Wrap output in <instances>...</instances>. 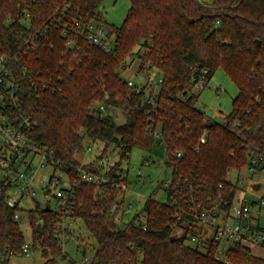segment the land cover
Returning a JSON list of instances; mask_svg holds the SVG:
<instances>
[{
	"label": "trees",
	"instance_id": "obj_1",
	"mask_svg": "<svg viewBox=\"0 0 264 264\" xmlns=\"http://www.w3.org/2000/svg\"><path fill=\"white\" fill-rule=\"evenodd\" d=\"M103 1L0 0V53L9 58L13 73L23 77L21 104L35 122L29 138L69 168L79 165L76 154L85 140L101 142L105 149L115 145L128 159L134 148L150 152L157 139L175 181L203 185L200 199L218 194L230 199L231 193L218 189L226 187L227 172L244 167L247 152H264V0H128L121 25L107 27L114 34L110 53L90 47L85 33L75 46H67L75 23L106 24ZM8 16L24 17L26 23H7ZM36 33L41 36L33 39L32 50L27 40ZM135 47L141 48L137 72L155 68L161 77L153 103L144 99V88L129 87L119 74ZM219 68L237 88L222 122L207 118L196 107L199 92H192L199 70L207 71L206 87ZM31 75L48 87L35 89ZM100 104L108 111L118 108L123 122L112 114L100 118ZM83 166L93 170L91 164ZM101 186L83 184L73 198L78 230L94 241L90 264H264L246 247L228 248L221 261L215 258L214 244L202 252L176 238L172 226L179 205L172 198L181 199L172 189L165 203L146 199L142 213L119 228L109 212L116 193L106 185L107 196L101 198ZM13 214L0 204V264H8L3 257L25 242ZM28 216L32 248L41 249L42 264L64 261L54 238L57 214L36 209ZM38 217L43 226L34 224Z\"/></svg>",
	"mask_w": 264,
	"mask_h": 264
},
{
	"label": "built area",
	"instance_id": "obj_2",
	"mask_svg": "<svg viewBox=\"0 0 264 264\" xmlns=\"http://www.w3.org/2000/svg\"><path fill=\"white\" fill-rule=\"evenodd\" d=\"M197 1L202 3V0ZM14 21L24 25L26 18L17 17L14 19L10 16L6 18L7 23ZM47 28L45 25L42 29L46 31ZM74 31L76 32L66 41L67 46H75L77 39L85 33V40L90 47L98 48L105 53L112 51L114 34L105 24L91 22L82 27L75 23ZM62 34L66 36V30H62ZM38 36L41 35L39 33L32 34L27 40L32 50L36 48L33 39ZM137 74H145L142 83L137 84L132 80H126L127 85L129 87L137 85L138 89L144 88V99L147 98L149 103H153L151 95L156 92H146L145 89L150 87V78L154 77L156 80L154 88L157 91L161 83L158 71L155 68L148 69L146 67L142 73L137 72ZM206 75L207 71L201 69L196 76H193L192 92L197 93L204 89ZM32 77L31 75L28 80L35 89L48 87L46 82L39 81L38 76L34 77V80ZM22 79L23 77L13 73L9 58L0 53V173L3 175L0 181H3L5 185L3 194L0 191V204L14 210V222L19 223L22 216L25 215L30 230L29 212L36 209L55 212L58 219L55 223L54 238L58 241L64 255L63 242L66 239L78 246H83V248L89 245L88 238L83 236L76 226L79 224V218L74 212L76 201L73 198L80 186L91 183L102 184L98 192L101 198L107 196L106 185L115 191V198L109 212L117 226L119 224H122L123 227L126 226L135 214L142 213V206H139L138 199L143 197L136 194V198H138L135 201L138 204V209L132 211L131 203L125 198V191H127L130 181H127L126 172L124 173L121 167V163L128 159L122 158L120 150L115 145H109L105 149L104 144L98 142L100 148L97 154L86 163L79 161V165L72 168L58 164L53 160L50 151L37 146L28 136L34 128L35 122L26 115L21 104ZM96 113L100 118L111 114L103 104L98 105ZM113 116L117 121V116ZM89 151L91 148L88 146L86 152ZM176 156L179 157V154ZM246 156L247 163L244 167L229 171L245 169L250 176L264 177V152L251 150L246 153ZM84 164H91L93 170L84 168ZM149 164L148 160L143 161L144 166H149ZM163 168L168 170L169 175L164 178L160 176L155 183L156 186L164 189L166 197L168 191L172 189L174 196L181 199L180 203L172 198V202L179 205L172 226L173 234L175 230H181V234L175 236L176 238H182L183 242L184 240L188 241L191 245L189 247L203 248V252L211 244H214L215 258L218 260H220V256H224L225 259V252L230 247H246L250 250L251 248L264 249V228H260L258 223H254L255 220L257 221L259 210L264 207V195L261 199L251 202L245 198H238L236 196L237 187L227 181L228 171L226 187L219 185L218 189L231 193V198L225 199L221 194H218L214 198L200 199L197 194L205 190L203 185L193 186L186 182V179L182 185L179 180L175 181L171 170L164 165V156ZM40 172L42 175L37 178ZM137 173L140 175L139 170ZM240 181L239 178L238 182ZM37 192H39L40 198L37 197ZM148 198L154 199L153 195L145 200ZM52 202L54 203L53 209L51 208ZM44 223V219L38 217L34 224L43 226ZM194 228L197 231H194ZM204 228H210V234L204 232ZM31 249L33 248L30 234L29 242L25 240L18 252L7 254L3 259L16 256L28 257ZM92 258V253L89 257L83 255V259L75 264H90Z\"/></svg>",
	"mask_w": 264,
	"mask_h": 264
},
{
	"label": "rangeland",
	"instance_id": "obj_3",
	"mask_svg": "<svg viewBox=\"0 0 264 264\" xmlns=\"http://www.w3.org/2000/svg\"><path fill=\"white\" fill-rule=\"evenodd\" d=\"M204 3H211L212 0H202ZM129 8L128 0H104L101 5V12L105 20L106 27H119L124 20L126 12ZM141 49L140 47H135L132 50V54L127 61V68L120 71V77L124 80H132L137 84L142 83L145 74H137V52ZM151 84L150 87L145 89L146 92L153 91L156 92L154 84L156 82L155 78H150ZM237 95V88L235 84L230 80V78L224 73V71L219 68L211 76L210 80L207 83L205 89L199 92L196 107L201 109L207 118L216 121L222 122L223 118L228 115L231 111V102L232 99ZM112 115L117 116L118 123L123 122L121 112L118 108H109ZM91 148V151L86 152L87 147ZM100 145L98 142L89 143L87 140L84 141L82 148L77 152L76 159L81 163L88 162L91 158L97 154ZM164 156V148L159 141L156 139V142L153 145V148L150 152L140 150L138 148L132 149L128 160L123 161L121 167L123 172H126V179L130 181L127 185V191H125V198L131 203V210L138 209V204L135 201L136 194H140L143 198H139V206L143 205L145 198L153 195L154 199L157 202L165 203L167 200L166 193L164 189L156 186L157 179L161 177H167L169 175L168 170L162 169V161ZM148 160L150 162L149 166H144L143 161ZM153 162V163H151ZM138 170L140 175H138ZM42 175L40 172L37 175L39 178ZM3 175L0 173V178ZM241 179L238 182V179ZM227 181L234 184L237 187L236 196L238 198H245L249 202L257 201L261 199L264 195V177L263 176H250L245 169L239 171L231 170L227 174ZM255 186H258V189H255ZM37 197H39V192H37ZM51 208H54V203H51ZM140 221L144 222V216L140 217ZM260 228H264V207L259 210L257 221ZM20 230L27 242L30 241L31 230L27 225L26 216L23 215L20 219ZM78 226V225H76ZM119 228H122L123 225L119 224ZM204 232L210 234V228H204ZM194 231H197L194 228ZM81 234L88 238L89 245L84 247L78 246L74 242L66 239L63 242V252L65 255L64 261H59V264H67L69 261L79 262L83 259V255L89 257L92 253V248L94 246L93 239L89 236L86 231H81ZM181 230L177 229L174 231V236H179ZM185 245L191 246L188 241L184 240ZM200 251H204L203 248H199ZM251 252L255 254H262L264 252L257 251L255 248H251ZM84 253V254H83ZM224 256H220V260H223ZM264 259V257H263ZM43 258L41 257V249H31L28 257H11L8 260V264H42Z\"/></svg>",
	"mask_w": 264,
	"mask_h": 264
},
{
	"label": "crops",
	"instance_id": "obj_4",
	"mask_svg": "<svg viewBox=\"0 0 264 264\" xmlns=\"http://www.w3.org/2000/svg\"><path fill=\"white\" fill-rule=\"evenodd\" d=\"M255 249H256L257 251H259V252H260V251L264 252V249H259V248H255ZM255 256H258V257H260V258H262V259H263V257H264L262 254H259V253H258V254H255Z\"/></svg>",
	"mask_w": 264,
	"mask_h": 264
},
{
	"label": "water",
	"instance_id": "obj_5",
	"mask_svg": "<svg viewBox=\"0 0 264 264\" xmlns=\"http://www.w3.org/2000/svg\"><path fill=\"white\" fill-rule=\"evenodd\" d=\"M258 43V42H257ZM255 189H258V186H255Z\"/></svg>",
	"mask_w": 264,
	"mask_h": 264
}]
</instances>
